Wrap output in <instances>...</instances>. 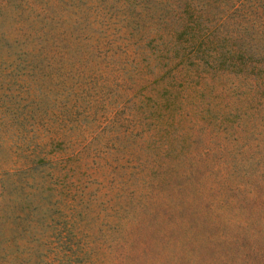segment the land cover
Returning a JSON list of instances; mask_svg holds the SVG:
<instances>
[{
    "label": "rangeland",
    "instance_id": "1",
    "mask_svg": "<svg viewBox=\"0 0 264 264\" xmlns=\"http://www.w3.org/2000/svg\"><path fill=\"white\" fill-rule=\"evenodd\" d=\"M0 264H264V0H0Z\"/></svg>",
    "mask_w": 264,
    "mask_h": 264
}]
</instances>
